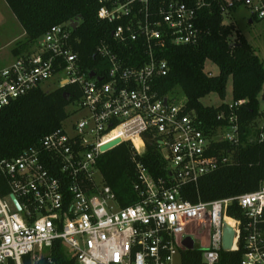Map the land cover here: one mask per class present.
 <instances>
[{"label": "built area", "instance_id": "2783aa9c", "mask_svg": "<svg viewBox=\"0 0 264 264\" xmlns=\"http://www.w3.org/2000/svg\"><path fill=\"white\" fill-rule=\"evenodd\" d=\"M98 5L99 20L114 26L111 43L101 42L95 52L106 64L105 76L86 72L71 45V23L52 27L30 54L0 69V110L54 78L82 92L67 110L68 119L81 114L78 119L65 125L67 119L39 148L0 161L9 188L0 196V264H22L25 256L37 263L58 241L77 264H182L189 250L201 251L203 264H218L225 226L234 231L226 252L241 250L240 264H264V181L256 191L208 202L193 203L183 193L230 163L244 145L238 116L222 113L226 125L206 131L188 112L185 97L158 89L168 73L162 58L168 45H196L206 34L198 24L202 11L217 7L223 25H235L240 9L247 10L249 21H263L264 0H98ZM122 48L129 49L128 61ZM144 136L156 145L167 175L154 178L133 158L139 200L121 208L99 159L124 142L143 155ZM114 140L120 144L102 152ZM234 204L241 217L229 214Z\"/></svg>", "mask_w": 264, "mask_h": 264}, {"label": "trees", "instance_id": "16d2710c", "mask_svg": "<svg viewBox=\"0 0 264 264\" xmlns=\"http://www.w3.org/2000/svg\"><path fill=\"white\" fill-rule=\"evenodd\" d=\"M4 1L25 33V38L14 49L15 54H30V49L52 27L80 18L76 29L72 30L71 45L78 52L86 72L94 71L105 76L106 64L95 52L101 42L111 43L114 26L97 17L98 0ZM200 15L199 28L206 34L196 45H168L162 56L168 64V73L158 81V89L162 95L179 90L187 99L188 112L195 114L206 131L226 125V119H219L220 114L224 113L225 117L237 115L244 133V145L236 149L230 163L219 166L213 173L201 178L196 186L190 185L183 190L184 195L193 203L199 199L208 202L238 197L256 191L264 181V114L260 111L264 92V63L233 23L222 24L223 17L217 7L204 10ZM122 49L126 57L123 59L128 61L129 49ZM208 61L218 67V75L209 76L204 71V64ZM230 79L232 103L244 102L238 109L234 110L230 104L225 103L217 107L201 103L202 98L212 93L225 100ZM41 88L34 89L0 110V161L16 158L30 148H39L41 140L60 129L68 119V106L82 96L81 89L73 84L48 92ZM258 116L263 119V136L255 135L256 138L248 142L245 137L250 133L249 125ZM223 148L231 149L228 145ZM133 158L142 163L154 178L167 175L155 144H148L145 153L140 156L135 154L132 145L127 142L101 155L99 170L121 208L134 205L139 200L134 188L137 175ZM8 193L9 188L0 173V196L4 197ZM229 214L232 217L242 215L237 204L233 205ZM241 257V250L221 251L218 264H240ZM8 264L15 263L10 261ZM22 264L77 262L58 241L47 256L37 263L31 260V256H25ZM182 264H203L202 252H184Z\"/></svg>", "mask_w": 264, "mask_h": 264}, {"label": "rangeland", "instance_id": "374dc122", "mask_svg": "<svg viewBox=\"0 0 264 264\" xmlns=\"http://www.w3.org/2000/svg\"><path fill=\"white\" fill-rule=\"evenodd\" d=\"M235 22L236 28L240 31V33L247 39V41L252 45L255 50L257 56L264 63V21H253L252 24H249V14L247 10L240 9L235 12V16L233 18ZM23 30L11 13L7 4L4 0H0V69L5 68L12 64L17 57L18 54H15L14 49L18 48V43L22 41L21 34ZM32 50V49H31ZM30 50V51H31ZM19 56V55H18ZM204 71L207 74H211L212 76H216L219 74V69L216 65L211 62H206L204 64ZM63 77V75H61ZM59 78L51 79L49 82L44 84L41 89L44 91H53L59 87H61ZM173 96L177 98H183L184 95L176 90L172 93ZM201 103L204 106L208 107H217L223 103L231 104L232 103V81L231 79L228 81L226 88V98L225 100H221V98L216 94L212 93L202 98ZM69 112L71 108L67 109ZM264 110V101L261 100L260 103V111ZM81 114H77L71 116L66 122L65 125L69 124V122L74 121L80 117ZM263 128V119L258 116L256 117L252 123L249 125L250 133L246 135V140L248 142L254 140L255 135H262L261 131ZM198 249V244L196 245ZM178 262V260H177Z\"/></svg>", "mask_w": 264, "mask_h": 264}, {"label": "water", "instance_id": "95a60500", "mask_svg": "<svg viewBox=\"0 0 264 264\" xmlns=\"http://www.w3.org/2000/svg\"><path fill=\"white\" fill-rule=\"evenodd\" d=\"M79 20H80V18H76L73 22H71L70 26H71L72 30L76 29ZM93 76H94L93 73L89 74V77L92 78ZM261 100L264 101V92H263V97L261 98ZM144 139H145L147 144L152 143V140L150 137L144 136ZM118 144H120V140H114V141L102 146L101 150H102V152H106V151L114 148ZM10 198L13 201V203L16 205L17 209L20 210V206L18 205L16 198L14 196H11ZM233 238H234V231L232 230L231 227L225 226V228L223 230V235H222V249L224 251H230L231 250L232 245H233ZM188 248L189 249L193 248V242L191 239L189 240Z\"/></svg>", "mask_w": 264, "mask_h": 264}, {"label": "bare ground", "instance_id": "6f19581e", "mask_svg": "<svg viewBox=\"0 0 264 264\" xmlns=\"http://www.w3.org/2000/svg\"><path fill=\"white\" fill-rule=\"evenodd\" d=\"M136 146H137V148H141L142 147V143L140 142V141H138L137 143H136Z\"/></svg>", "mask_w": 264, "mask_h": 264}, {"label": "crops", "instance_id": "0c3cea01", "mask_svg": "<svg viewBox=\"0 0 264 264\" xmlns=\"http://www.w3.org/2000/svg\"><path fill=\"white\" fill-rule=\"evenodd\" d=\"M264 21V20H263ZM249 24H252V22L251 21H249ZM23 30V29H22ZM21 36H22V40L25 38V33H24V31H23V33L21 34ZM31 50V49H30ZM25 54V53H24Z\"/></svg>", "mask_w": 264, "mask_h": 264}]
</instances>
